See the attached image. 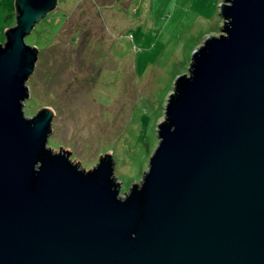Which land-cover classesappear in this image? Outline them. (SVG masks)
Instances as JSON below:
<instances>
[{"label": "water", "instance_id": "1", "mask_svg": "<svg viewBox=\"0 0 264 264\" xmlns=\"http://www.w3.org/2000/svg\"><path fill=\"white\" fill-rule=\"evenodd\" d=\"M58 0H14L0 42V264H264V0H222L191 54L140 181L111 154L86 169L47 145L54 110L24 113Z\"/></svg>", "mask_w": 264, "mask_h": 264}, {"label": "rangeland", "instance_id": "2", "mask_svg": "<svg viewBox=\"0 0 264 264\" xmlns=\"http://www.w3.org/2000/svg\"><path fill=\"white\" fill-rule=\"evenodd\" d=\"M222 0H58L25 40L38 47L24 113L54 110L47 145L86 169L109 153L120 193L140 181L175 78L206 36ZM15 24L0 0V42Z\"/></svg>", "mask_w": 264, "mask_h": 264}]
</instances>
